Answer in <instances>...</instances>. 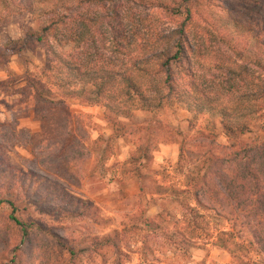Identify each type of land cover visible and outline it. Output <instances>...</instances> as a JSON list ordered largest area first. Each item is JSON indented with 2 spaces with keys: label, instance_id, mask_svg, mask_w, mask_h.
<instances>
[{
  "label": "rangeland",
  "instance_id": "374dc122",
  "mask_svg": "<svg viewBox=\"0 0 264 264\" xmlns=\"http://www.w3.org/2000/svg\"><path fill=\"white\" fill-rule=\"evenodd\" d=\"M125 7L141 41L150 31L175 26L176 19L159 8ZM46 20L0 12V47ZM190 21L198 50L183 88L196 91L194 100L132 111L128 118H116L117 124L107 121L101 105L36 102L20 89L26 73L45 66V52L29 46L8 53L0 65V201L13 202V216L34 227L22 238L10 207L0 204V264H112L113 254L99 249V241L115 231H122L129 264H235L211 241L179 243L178 235L192 239L174 221L186 203L193 204L180 194L187 175L212 168L229 179L240 161L264 162V150L234 159L238 149L220 125L221 109L235 108L225 121L247 123L238 140L264 142V112L247 121L244 111L256 108L250 96L264 83V1H207ZM142 45L129 46L128 53L135 57ZM74 47L69 44L72 56ZM140 153L145 157L137 161ZM199 200L216 211L209 213L219 215L222 229L233 224L246 231L242 216H251L249 209L240 212L232 202L215 198ZM171 236L175 246L167 240Z\"/></svg>",
  "mask_w": 264,
  "mask_h": 264
},
{
  "label": "trees",
  "instance_id": "16d2710c",
  "mask_svg": "<svg viewBox=\"0 0 264 264\" xmlns=\"http://www.w3.org/2000/svg\"><path fill=\"white\" fill-rule=\"evenodd\" d=\"M207 1L211 0H0V12L8 18L16 13L47 18L37 29L1 46L0 65L6 63L8 53L29 46L42 49L46 54L45 66L36 73H26L20 91L32 94L38 103L51 106H64L66 99L101 105L108 111L107 121L117 124L116 118H128L132 111L160 110L171 103L194 100L196 91L183 88L191 76L192 59L198 50L192 41L190 20L196 7ZM125 5L139 8L151 5L164 10L176 19L175 26L161 33L150 31L141 41L140 31L126 15ZM182 15L185 19L181 20ZM141 42V52L131 56L129 46ZM71 43L77 50L76 56L70 55ZM44 94L54 97L46 98ZM250 101L256 108L244 109L247 121L254 114L264 112V83L254 87ZM220 112L224 135L238 149L232 152L234 159L238 160L240 153L250 156L254 151L264 150L263 141L244 144L238 140L247 130L246 122L225 121L237 109L224 108ZM144 157L140 153L137 161ZM240 162L239 170L229 179L212 168L187 175L180 194L193 204H185L174 225L181 224L183 232L192 239L178 235L181 244L204 241L207 245L211 241L213 246L226 251L235 264H264V162L250 158ZM199 196L207 201L215 198L232 202V208L240 212L249 209L251 216L246 213L242 216L246 231L243 226L238 229L233 224L230 229H222L219 215H210L215 210L202 205ZM3 203L10 207V218L22 238L26 237L34 225L13 216L16 211L13 202L0 201ZM159 217L158 214L156 218ZM172 237L167 240L170 246H175ZM123 246L122 231L99 241V249H109L113 254L112 264L131 262ZM69 256L73 257L74 253L69 251Z\"/></svg>",
  "mask_w": 264,
  "mask_h": 264
}]
</instances>
